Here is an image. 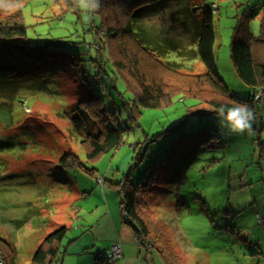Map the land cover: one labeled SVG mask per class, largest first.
Wrapping results in <instances>:
<instances>
[{
  "label": "rangeland",
  "instance_id": "374dc122",
  "mask_svg": "<svg viewBox=\"0 0 264 264\" xmlns=\"http://www.w3.org/2000/svg\"><path fill=\"white\" fill-rule=\"evenodd\" d=\"M90 1L0 0V22L23 18L29 46L45 47L17 54L12 41L0 43V56L13 60V87L0 99L12 119L0 128V158L13 152L4 158L10 173L0 167V237L16 253L8 264H31L43 239L61 227L69 228L62 264H110L98 256L120 241L117 183L125 177L139 190L141 183L151 185L141 210L152 232L170 236L176 264H264V98L256 114L240 119L180 88H165L161 108L137 107L134 86L129 90L105 61V34L96 36L95 49L100 19L98 9L89 11ZM206 9L214 17L219 75L231 94L248 100L254 90L238 77L230 46L243 26L255 56L263 52L264 0H172L144 23L160 37L195 47ZM245 34L238 39L249 42ZM167 61L181 64V74L206 72L201 61L177 52ZM91 97L116 115L123 140L94 163L70 123L78 103ZM67 153L83 168H62ZM144 259L141 264H166L157 250Z\"/></svg>",
  "mask_w": 264,
  "mask_h": 264
},
{
  "label": "trees",
  "instance_id": "16d2710c",
  "mask_svg": "<svg viewBox=\"0 0 264 264\" xmlns=\"http://www.w3.org/2000/svg\"><path fill=\"white\" fill-rule=\"evenodd\" d=\"M171 1L91 0L89 2L92 4L89 11L92 8L98 9L96 15L100 19V26L94 31V43L97 42L96 36L98 37L99 33L105 34L106 44L103 46L105 61L112 65L118 77L123 78L129 90L130 84L134 86L133 93L137 107L161 108L166 97L165 88H180L183 94L207 103L217 113H226L237 119L256 114L258 103L262 101L261 96L264 98V49H261L262 53L259 52V58L256 57L254 39L249 36V31L246 32L243 26L236 30L230 46L231 62L238 77L254 90V94L248 100L237 98L230 93L218 72L214 55V17L210 9L204 11L200 20L201 30L195 47L188 46L190 45L188 42L179 44L168 37H160L146 27L145 19L160 9H167ZM241 32L246 33L245 38L250 40L249 42L238 39ZM27 34L28 26L23 18L18 21L0 22V43L3 45L6 40L12 41L13 46L10 50L21 54L24 51L36 53L42 48L45 49L41 46H29ZM96 45L95 43L97 50ZM170 52H177L184 58L198 59L205 65L206 72L195 75L181 74L179 72L181 64H177L176 61H167ZM11 61L13 60L6 56H0V99L9 97L7 90L13 87L9 75ZM259 91H262L261 96L258 95ZM0 106L6 108L5 113H0V128H2L6 126V120L10 123L12 119L9 121V104H0ZM72 112L74 113V116L70 118L72 132L74 136H81L78 137L87 161L94 163L102 155L117 150L122 145V134L115 122L116 115L107 110L98 97L80 101ZM29 133L32 132L29 131ZM20 145L23 151L28 149L26 143ZM0 148L3 149L1 145ZM6 148L9 147L6 146ZM12 153L10 151L0 158V167L5 172L7 168L5 155L10 156L13 155ZM59 163L62 168L77 164L83 168V162L73 153L62 156ZM146 184L141 183L139 190L126 177L121 184L117 183L122 195L120 203L122 221L133 229L145 259L157 250L166 264H176L178 258L173 251L170 236L152 232L149 222L143 216L141 209L146 205L148 195L145 191H148L151 186ZM12 227L15 230L14 224ZM68 230V227H61L47 235L34 253L31 264H62V242ZM15 255L13 243L0 237V263L8 264ZM102 256L110 264L121 262V257L111 258V251L99 254L98 258H103Z\"/></svg>",
  "mask_w": 264,
  "mask_h": 264
},
{
  "label": "crops",
  "instance_id": "0c3cea01",
  "mask_svg": "<svg viewBox=\"0 0 264 264\" xmlns=\"http://www.w3.org/2000/svg\"><path fill=\"white\" fill-rule=\"evenodd\" d=\"M1 220H3V224H10L11 228L13 223H10V220H6L3 215L1 217ZM13 221V220H12ZM5 226V225H4ZM14 229V228H13ZM5 230L2 226V232ZM120 241L113 240V243L115 245H121L122 247V257L121 262H118V264H141L142 260L144 259V254L142 249L139 246V243L134 236L131 228L127 225H122L120 227ZM113 245V246H115ZM110 250V248H109ZM145 260V259H144Z\"/></svg>",
  "mask_w": 264,
  "mask_h": 264
},
{
  "label": "built area",
  "instance_id": "2783aa9c",
  "mask_svg": "<svg viewBox=\"0 0 264 264\" xmlns=\"http://www.w3.org/2000/svg\"><path fill=\"white\" fill-rule=\"evenodd\" d=\"M261 93H262V91H259V96H261ZM121 255H122L121 245L113 246L111 249V258L117 259V258L121 257ZM0 264H2V263H0Z\"/></svg>",
  "mask_w": 264,
  "mask_h": 264
}]
</instances>
